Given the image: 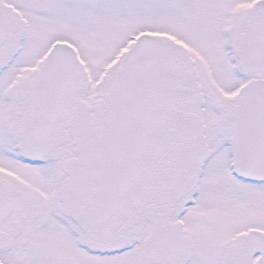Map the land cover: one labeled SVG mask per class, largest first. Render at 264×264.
<instances>
[{
	"label": "snow or ice",
	"instance_id": "obj_1",
	"mask_svg": "<svg viewBox=\"0 0 264 264\" xmlns=\"http://www.w3.org/2000/svg\"><path fill=\"white\" fill-rule=\"evenodd\" d=\"M0 264H264V0H0Z\"/></svg>",
	"mask_w": 264,
	"mask_h": 264
}]
</instances>
